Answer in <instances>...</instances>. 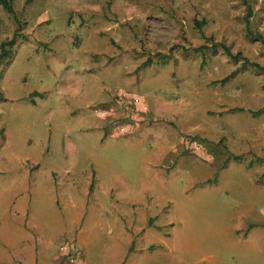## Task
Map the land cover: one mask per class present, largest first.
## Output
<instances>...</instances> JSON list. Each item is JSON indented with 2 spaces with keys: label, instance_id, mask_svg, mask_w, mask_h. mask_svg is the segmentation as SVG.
<instances>
[{
  "label": "rangeland",
  "instance_id": "374dc122",
  "mask_svg": "<svg viewBox=\"0 0 264 264\" xmlns=\"http://www.w3.org/2000/svg\"><path fill=\"white\" fill-rule=\"evenodd\" d=\"M4 1L6 201L21 171L96 174L113 190L89 203L156 227L145 264L167 263L163 239L187 264H264V0ZM44 188L27 204L64 243Z\"/></svg>",
  "mask_w": 264,
  "mask_h": 264
},
{
  "label": "crops",
  "instance_id": "0c3cea01",
  "mask_svg": "<svg viewBox=\"0 0 264 264\" xmlns=\"http://www.w3.org/2000/svg\"><path fill=\"white\" fill-rule=\"evenodd\" d=\"M18 177L19 180H13L11 183V188L16 190L11 196V201L5 199L6 193L11 190H0V264H145L147 250H150L147 249V236L149 233L155 234L156 227L147 226L149 229L146 228V233L136 226L140 223L139 218L134 220L123 215L119 220L109 215V219L99 201H95V205L93 202L89 203L92 196L94 198L103 195L106 198L113 190V187L105 189L101 185H95L94 182H100L96 174L78 175L70 169L59 173L49 169L47 173L41 171L37 174L21 171ZM56 185L58 188H55ZM75 186L84 195L87 190L91 191L90 200L80 204L82 200L72 195V188ZM42 187H45L43 190L51 196L59 217L69 210L66 214L68 219L65 215L69 223L64 220L60 223L55 238L64 237V243L51 244L53 240L45 236L50 228V220L33 215L27 204H31V192L40 191ZM55 190L59 191L58 198ZM96 190L102 194H98ZM93 210H97L99 214L93 217ZM165 240L163 239L162 243L165 253L168 254L166 264H187L175 257L174 249L169 247ZM154 242H157V239L150 241ZM66 245L68 248L62 250ZM71 245L73 247H70ZM200 260L206 261L209 257L203 256Z\"/></svg>",
  "mask_w": 264,
  "mask_h": 264
},
{
  "label": "trees",
  "instance_id": "16d2710c",
  "mask_svg": "<svg viewBox=\"0 0 264 264\" xmlns=\"http://www.w3.org/2000/svg\"><path fill=\"white\" fill-rule=\"evenodd\" d=\"M3 5H4V7H5V9L9 12V13H13L12 12V9L10 8V6L6 3V1H4V0H2V2H1ZM247 26H248V24H247ZM260 39V38H259ZM261 40V39H260ZM262 41V40H261ZM12 45H14V43L13 42H9V46L11 47ZM207 48H205V46H200V47H197V48H194V49H192L193 50V52L194 53H204V51L206 50ZM224 50H225V54L230 58V59H232V60H234L235 58H236V56H233L227 49H225L224 48ZM5 57V56H4ZM254 67H256L258 70H261V71H263L264 72V67H260V66H254ZM228 80V77H226V78H224L223 80H222V82H226ZM3 95H2V93L0 92V101H3L4 99H3V97H2ZM258 115V112L257 113H253V116L255 117V116H257Z\"/></svg>",
  "mask_w": 264,
  "mask_h": 264
},
{
  "label": "built area",
  "instance_id": "2783aa9c",
  "mask_svg": "<svg viewBox=\"0 0 264 264\" xmlns=\"http://www.w3.org/2000/svg\"><path fill=\"white\" fill-rule=\"evenodd\" d=\"M67 248H68V246L66 245V246H63L61 249H62V250L65 249V250H66ZM71 256H72V254H71Z\"/></svg>",
  "mask_w": 264,
  "mask_h": 264
}]
</instances>
